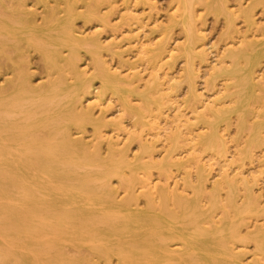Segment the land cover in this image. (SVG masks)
<instances>
[{
  "label": "rangeland",
  "instance_id": "374dc122",
  "mask_svg": "<svg viewBox=\"0 0 264 264\" xmlns=\"http://www.w3.org/2000/svg\"><path fill=\"white\" fill-rule=\"evenodd\" d=\"M213 1L195 0L190 24L181 15L180 0H0V18L44 27L53 10L64 16L74 9L73 27L82 47L75 65L68 62L74 56L66 47L59 50L58 61L68 84L80 79L89 83L77 101L89 118L68 126L74 144L113 158L124 179L112 177L111 187L130 210L154 218L171 212L184 223L177 229L179 238L169 242L170 250H191L194 243L185 242L190 237L200 251L209 247L217 254L226 246L240 264H264V123L260 143L254 138L259 103L251 99L243 119L237 111L226 120L215 115L236 99L233 85L226 87L231 80L218 73L231 65L224 54L263 37L264 3L222 0L225 14L208 7ZM249 8L252 23L244 19L243 10ZM18 67L33 88H46L57 77L39 48L13 51L8 46L0 51V90L11 88L20 75ZM255 76L264 101V61ZM212 121L221 136L215 146L204 139ZM122 152L134 169L122 164ZM212 196L221 206L212 207ZM196 197L199 211L191 216L190 207H181L177 199ZM209 208L210 218L194 220ZM198 250L188 264H213L212 256ZM93 260L118 264L115 255ZM227 260L220 264H231Z\"/></svg>",
  "mask_w": 264,
  "mask_h": 264
},
{
  "label": "bare ground",
  "instance_id": "6f19581e",
  "mask_svg": "<svg viewBox=\"0 0 264 264\" xmlns=\"http://www.w3.org/2000/svg\"><path fill=\"white\" fill-rule=\"evenodd\" d=\"M194 1L180 0L181 15L188 24ZM222 2L214 0L208 7L226 14ZM243 13L247 22H254L251 8ZM75 15L74 9L64 16L53 10L44 19V27L29 26L21 19L0 18V51L8 46L13 51L35 46L57 70V77L46 88H33L18 67L20 75L11 88L0 90V264L7 260L13 264H95V256L108 259L112 255L117 256L118 264H174L180 260L188 264L199 249L195 238H186L189 245L194 243L189 251L169 249V242L179 238L184 223L171 212H166L169 218L147 217L118 201L111 187L112 177H124L115 168L113 158H102L97 150L90 151L86 146L77 148L70 137L69 124L89 118L77 107L89 83L80 79L68 84L58 63L62 47L73 53V59H68L70 65H75L76 51L82 47L73 27ZM262 36L226 50L224 55L230 57L231 65H223L218 73L231 80L226 87L233 85L236 99L230 108L215 114L226 120L231 111H237L243 119L249 101L256 98L259 104H255L254 138L258 144L262 139L259 132L264 123V101L257 92L260 82L255 73L264 61V27ZM186 51L192 53L189 44ZM104 85L118 91L110 80H104ZM139 116L143 117L141 113ZM210 125L204 139L215 146L221 136L216 121ZM121 157L123 165L134 169L125 153ZM211 201L212 207L221 206L217 196ZM177 202L181 207L188 205L191 216L199 211L198 197L178 198ZM210 211L203 210L194 220L202 215L210 218ZM201 251L213 257V264L226 259L240 264L226 246L217 254L209 247Z\"/></svg>",
  "mask_w": 264,
  "mask_h": 264
}]
</instances>
